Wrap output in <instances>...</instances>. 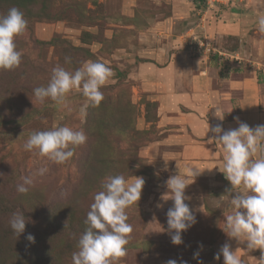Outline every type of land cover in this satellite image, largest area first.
I'll return each mask as SVG.
<instances>
[{
    "label": "rangeland",
    "instance_id": "374dc122",
    "mask_svg": "<svg viewBox=\"0 0 264 264\" xmlns=\"http://www.w3.org/2000/svg\"><path fill=\"white\" fill-rule=\"evenodd\" d=\"M40 1L0 0V14L15 7L27 20L26 30L15 38L17 50L22 52L20 65L0 69V264H72V255L79 250L78 239L87 228L84 221L94 194L103 190L101 182L106 177L115 175L126 180L143 177L145 184L137 204L126 209L132 226L127 254L113 264H166L169 259L177 264L181 260L198 264L193 259L196 252L204 264L209 258L208 246L227 238L222 228L225 215L233 210L230 199L237 193L226 191L231 184L221 173L211 179L197 176L185 189L190 197L185 203L196 222L181 234L182 244L171 242L166 214L173 201L163 198L168 192L167 179L179 169L161 159L164 152L175 151V146L158 142L164 135L158 126V100L139 79L141 75L152 78L155 61L147 57L155 51L145 52V40L139 35L142 28L155 27L161 20L166 32L158 30V39H170L164 56L183 52L185 58L204 64L215 55L214 68L225 72L233 63L224 59H241L226 48L233 40H219L220 35L236 33L233 24H226L228 15L245 13L242 15L251 27L248 41L258 45L250 46L243 39L240 51L248 57L245 63L251 64L248 71L259 79L263 92L260 107L264 109V65L259 64L264 63V34L255 23L256 13L264 10V0L209 8L205 0H46L44 7ZM173 6L183 15L181 19ZM126 9L133 14L127 15ZM171 14L174 20L166 21ZM150 38L153 48V34ZM194 38L201 42L197 57L190 50ZM211 46L227 55L207 52L205 48ZM66 57L70 63L65 62ZM147 60L153 65L145 66ZM255 60L259 62L254 64ZM86 61L105 63L114 72L100 89L104 99L99 106L82 111L85 97L76 90L67 94L63 105L50 98L42 104L35 99L33 90L48 85L54 67L74 72ZM58 126L83 130L87 136L69 161L55 164L24 150L32 132ZM44 167L48 172L36 177L26 194L18 193L22 177ZM16 211H22L26 219L25 232L19 237L9 225ZM29 234L34 243L27 240ZM261 256L257 250L241 260L243 264H261Z\"/></svg>",
    "mask_w": 264,
    "mask_h": 264
},
{
    "label": "clouds",
    "instance_id": "9594fccd",
    "mask_svg": "<svg viewBox=\"0 0 264 264\" xmlns=\"http://www.w3.org/2000/svg\"><path fill=\"white\" fill-rule=\"evenodd\" d=\"M255 23L257 30L264 34V10L256 13ZM26 28L27 20L19 9L13 7L7 14H0V69L11 70L20 65L22 52L17 50L15 38L23 34ZM65 62L70 63V57H66ZM113 75V70L99 61H86L74 72L56 66L52 69L48 85L35 88L34 96L41 104L50 98L56 104L63 105L71 90L80 91L85 97L83 111L89 106L100 105L104 99L100 89ZM213 108L214 115L223 121L221 107ZM234 119L239 124L238 128L224 131L221 124L211 129L208 124L207 129V133L211 131L214 134L209 141L221 146L223 163L219 170L231 184V189L226 191L237 193L230 199L233 210L231 214L225 215L222 229L229 238H235L238 242L246 241L248 250L260 249V262L264 264V125L251 128L247 123L240 122L239 117ZM86 140L83 130L58 126L48 131L32 132L23 148L55 164H63L74 156L75 148ZM257 154L258 157L252 159ZM202 171L187 165L183 172L179 171L166 181L168 192L163 199L173 201L166 215L168 232L174 245L183 243L181 234L196 222L193 211L185 203V200L190 199L185 195V189ZM47 172L48 168L44 167L22 177L23 183L17 186L18 193L26 194L35 178ZM144 184L143 177L126 180L123 175L108 176L101 182L103 190L94 194V201L84 221L87 228L78 239L79 250L73 253L72 264H113L114 260L127 254L126 245L132 226L127 222L126 209L140 200ZM9 225L19 237L25 232L24 213L14 212ZM26 238L35 242L31 234ZM199 255V252L194 253L193 259L203 264ZM221 255L224 264H243L237 251H233L228 243L220 248L214 259L219 260ZM166 264H177V260L169 259ZM181 264H187V261L181 260Z\"/></svg>",
    "mask_w": 264,
    "mask_h": 264
},
{
    "label": "crops",
    "instance_id": "0c3cea01",
    "mask_svg": "<svg viewBox=\"0 0 264 264\" xmlns=\"http://www.w3.org/2000/svg\"><path fill=\"white\" fill-rule=\"evenodd\" d=\"M252 1L254 0H241L237 3H251ZM239 6L241 5L239 4ZM126 7L127 4H125ZM173 7V12L178 16L177 19H181L183 15L176 12L177 9L175 6ZM126 10L127 15L130 16V11L133 14L132 10ZM242 14L245 13L238 11L228 15L226 24H233V28L236 27V33L225 32L219 38V40L225 37H228L229 40H235V38L238 40L237 48L228 51L239 55L241 61L224 59L226 62L233 63L228 67L229 71L226 69L225 72H219L214 68V61L217 58L215 55L213 58L205 59L204 64L196 58H185L184 54L182 55L183 52L180 54L176 51V53L172 52L169 57L168 55L164 56V49L169 48V44L166 42L170 39L167 41L158 39V30L166 32L163 29V24L161 25L163 23L161 20L156 22L155 27L151 24L149 27L142 28L140 35L138 33L139 39L145 40V52L152 49L155 51V54L152 53L153 57H147L153 58L152 60L155 61L152 78L141 75L139 79L141 86L153 92V96L158 100V126L161 128L160 133H164L158 142L175 146V151L168 152L166 155L164 152L161 159L168 160L180 172L184 171L185 166L193 165L203 170L198 176L210 179L219 173L224 176L219 170L223 163L221 146L216 142L209 141V138L214 134L211 131L207 133L208 124L210 129L221 124L223 130L227 131L239 127L234 119V117H239L240 122L247 123L251 128L264 125V109L260 107L263 98L262 87L257 75L248 71L251 67V64L245 63L247 62L245 59L248 57L240 51H243L244 46L241 43L243 39L246 43L249 42L250 46L258 44L251 40V42L248 41L247 36L251 27L246 24V21L247 23L249 21ZM168 20H174L172 14L166 17V21ZM153 30H156V33ZM151 34L155 40L153 48H150L152 45ZM160 34L162 33L160 32ZM226 40H224L225 43ZM261 44L264 45V41ZM231 56L233 55L231 54ZM149 62L147 60L144 65L148 66L151 63ZM258 62L255 60L254 64ZM259 64L264 65L261 62ZM215 106H219L223 110V121L214 115L215 108L213 107ZM258 155L252 159H256ZM225 243H228L233 251H237L241 259L245 254H252L260 250H248L246 241L238 242L227 236L225 241H215L211 246H208L209 258L204 264H224L222 255L219 260L214 257Z\"/></svg>",
    "mask_w": 264,
    "mask_h": 264
},
{
    "label": "built area",
    "instance_id": "2783aa9c",
    "mask_svg": "<svg viewBox=\"0 0 264 264\" xmlns=\"http://www.w3.org/2000/svg\"><path fill=\"white\" fill-rule=\"evenodd\" d=\"M239 1H241V0H205V3L207 5V7L209 8V7H212L216 4H221L223 6H226V5L232 4L234 2H239ZM191 44L192 45L189 44L191 54L193 56H196V57L199 56L198 54L200 53L199 47L201 45V42L197 41V39L194 38ZM205 49L207 50V52L210 51L212 53H217V54L221 55L222 57L227 55L226 53H223L222 51L217 50L214 46L206 47Z\"/></svg>",
    "mask_w": 264,
    "mask_h": 264
},
{
    "label": "trees",
    "instance_id": "16d2710c",
    "mask_svg": "<svg viewBox=\"0 0 264 264\" xmlns=\"http://www.w3.org/2000/svg\"><path fill=\"white\" fill-rule=\"evenodd\" d=\"M199 2H201V3H203L204 2V0H198ZM41 2V4L42 3H45V2H47L46 0H41L40 1ZM42 6L44 7V5L42 4ZM235 38V37H234ZM234 42V43H233ZM233 42L231 43H229L228 45H227V50H230V51H233L234 49H236L237 48V44H238V40H237V38H235V40H233ZM236 42V43H235ZM119 130V129H118ZM47 223V222H46ZM47 224H49V223H47Z\"/></svg>",
    "mask_w": 264,
    "mask_h": 264
}]
</instances>
